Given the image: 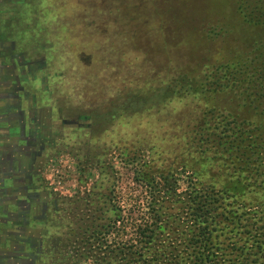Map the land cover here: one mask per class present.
Masks as SVG:
<instances>
[{"label": "rangeland", "instance_id": "obj_1", "mask_svg": "<svg viewBox=\"0 0 264 264\" xmlns=\"http://www.w3.org/2000/svg\"><path fill=\"white\" fill-rule=\"evenodd\" d=\"M12 1L18 0H5L3 4L11 10L15 7ZM22 1L32 2L29 7L38 2L36 8H41L34 21L39 26H34L36 31L25 30L12 18L13 24L9 21L13 28L8 32L31 36L37 39L35 42L45 44L48 52L45 66L39 65L34 71L48 77L45 87L53 91L64 117H87L81 125L63 126L58 120L59 132L54 135L55 142L49 146L41 169V183L58 198V208L47 211L46 221L36 218L38 221L29 222L24 233L12 230L3 235L0 225V264H92L76 261V244L69 232L74 231L75 217L84 209L78 207L82 199L79 202L72 199L85 198L100 180V168L105 167V181L101 182L104 188L114 189L115 201L125 207L136 203L142 188L134 180V173L144 161L158 166L174 165L178 192L185 191L186 172L178 165L201 104L192 94L176 96L140 112L122 113L105 130L101 129V123L95 124L99 121L97 113L123 102L121 98L126 91H149L168 83L185 67V45L201 42L213 26L236 25L237 0ZM24 7L21 16L28 18L29 7ZM172 30L179 37L183 33L177 46L169 35ZM232 35L237 36L236 30ZM228 37L233 41L232 36ZM222 40L225 36L221 33L212 41L219 45ZM29 57L43 58L41 51L34 50ZM13 122L18 123L15 118ZM18 132L14 131L16 137ZM5 133L0 122V139ZM12 140L0 145L11 149ZM4 148L0 146V156L5 155ZM4 166L6 171L8 165ZM1 204L0 211L4 208ZM10 210H16V205H11ZM10 220L4 225L6 230L22 225L20 219ZM39 228L41 234L36 231ZM27 238L33 245L41 239V253L24 242ZM35 252L39 255L33 259L31 255Z\"/></svg>", "mask_w": 264, "mask_h": 264}, {"label": "trees", "instance_id": "obj_2", "mask_svg": "<svg viewBox=\"0 0 264 264\" xmlns=\"http://www.w3.org/2000/svg\"><path fill=\"white\" fill-rule=\"evenodd\" d=\"M235 11L236 25L213 26L185 45V67L168 83L126 91L123 102L97 113L105 130L122 113L176 96L201 104L178 165L185 191L174 165L144 161L134 173L142 188L136 203L115 201L114 189L103 187L105 167L85 198L72 199L84 209L69 232L77 262L264 264V0H237ZM170 34L175 46L182 42L183 33Z\"/></svg>", "mask_w": 264, "mask_h": 264}, {"label": "flooded vegetation", "instance_id": "obj_3", "mask_svg": "<svg viewBox=\"0 0 264 264\" xmlns=\"http://www.w3.org/2000/svg\"><path fill=\"white\" fill-rule=\"evenodd\" d=\"M7 44H10V65L18 68L20 74L24 72L33 76V84H30V87L27 86L28 88L25 86L23 87L20 77L16 76L12 84L14 92L10 93L12 94V99L17 100L20 105H22V102L24 103L26 99H30L33 107L31 108L32 117H27L30 118V121H27L24 110H17L18 113L14 118L18 122L19 134L12 140L11 149L8 152L4 149L6 156L3 154L0 156L2 169L0 173V204L2 203L1 205L4 207L0 211V225L3 227V235H8L12 230L24 233L25 228H27L26 225L29 222L38 221L35 220L36 218L40 221H46L47 211L50 210L51 207L54 209L58 208V198L53 196L51 191L48 188H44L41 183V169L48 157L47 151L49 146H52L55 142L54 135L59 132V129L54 126V122L56 121V114H59L61 111V107L54 109L48 105L47 112L44 118L41 119V113L36 103L41 97V90L44 91V89H46L44 85L45 78L42 77L39 79V86L42 88L35 87L34 84L36 82L34 81V75L36 76L37 72L34 70L39 65H41V67L45 66L46 61L44 58L41 60L31 59L21 61L19 57L20 54L23 55V53L16 52L15 46L11 41ZM7 44L5 43L4 46ZM41 95L43 96V94ZM48 95L50 96L51 94L48 92ZM32 113L36 115L33 116ZM86 117V115H78L76 118H62L60 120H62L61 122L63 124L81 125L85 123L82 120H85ZM26 125L28 126L26 127ZM4 163L8 165L6 171H3L5 168ZM11 205H16V210L11 211ZM13 216H15V218H13ZM10 218L14 220L20 219L19 222L22 225H19L20 227H14L13 229L9 226V229L6 230L3 224L11 222ZM39 230L40 228L36 231L38 232ZM38 233L41 234V232ZM39 237L41 238L43 236ZM25 241L28 246H35V250L41 253V244H43L41 239L38 241L37 245H33L32 241L28 238L24 240V242ZM39 253L35 252L31 257L34 259Z\"/></svg>", "mask_w": 264, "mask_h": 264}, {"label": "crops", "instance_id": "obj_4", "mask_svg": "<svg viewBox=\"0 0 264 264\" xmlns=\"http://www.w3.org/2000/svg\"><path fill=\"white\" fill-rule=\"evenodd\" d=\"M6 3L5 0H0V64H1V70H0V79L1 82H3V84L0 85V122H2L3 126H5V135H3V138L0 139V142H7V139L10 138H16V134L14 135V131L18 130V124L13 122L14 116L16 117V114L18 113L17 110H24L25 112V117L27 119V121H30L29 117L31 116V108L33 107V105L31 104V100L30 99H26V101L23 103L22 105H20L17 100L12 99V94L14 92V87H13V82L16 78V76L20 77L21 80V84L23 85V87H27L30 84H33L32 82V75H28L26 73L23 72V74H20V71L18 68L12 67L10 65V61H9V48H10V44H7L9 41H11V43L14 44L15 46V50L16 52H20L23 53L20 54V60L24 61V60H31V59H37V58H30L29 56L32 54V50L34 51H41V57H45V53H48L44 47L45 44H41V43H37V39L33 40V37L30 36V38H28L27 35H23V34H17L15 32H8V29L11 30V27L13 28V25L10 26V21L11 24L12 23V18H14L13 20H17L20 22V24L23 26V29L25 30H35V27L39 26L38 22H35L34 20L36 19V17L38 16V12L39 9L41 7L36 8V6H39L38 2L35 1L33 7H29L32 2H25L22 0H18V1H12V5H14L15 7L11 8V10L7 9L5 7ZM37 3V4H36ZM27 6L29 7V16L28 18H25L24 16H21V9L25 8L24 7ZM26 7V8H27ZM10 13V14H9ZM43 15L46 14V11H44L42 13ZM9 17V18H8ZM10 20V21H9ZM28 26V27H27ZM29 26L32 29H29ZM37 41V42H35ZM7 44L4 46V44ZM53 45V44H51ZM31 48V53H29V49ZM22 55V56H21ZM45 59V58H44ZM33 68V66H32ZM33 71V70H32ZM46 78L45 81H47L48 77L45 75H41V74H37L36 76L34 75V81L36 82L34 85L35 87H40L39 85V79L40 78ZM45 85V84H44ZM30 87V86H29ZM28 88V87H27ZM42 88V87H40ZM45 92V93H44ZM48 92L51 94L50 96L48 95ZM52 90H50L49 87H46V89L41 90L40 93V98L37 100V107H39V112L41 113V119L44 118L45 113L47 112L48 109V105H50L51 107H53L54 109H56L57 107H61L56 103V98L54 99L53 95H52ZM43 94V96L41 95ZM30 97V95H29ZM5 105V108H4ZM2 111H6V113L2 114ZM8 112V114H7ZM32 115H36L35 113H32ZM56 117V121L54 122V126L57 127L58 124V120L62 119V118H66L63 116L62 114V108L60 113H57ZM62 121V120H60ZM63 126L64 124L62 122H60ZM28 125H26L27 127ZM27 129V128H26ZM1 147L3 146V148H6V152H8L10 150V148H7L4 145H0ZM4 148V149H5ZM9 183V181H8Z\"/></svg>", "mask_w": 264, "mask_h": 264}]
</instances>
